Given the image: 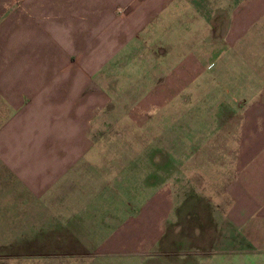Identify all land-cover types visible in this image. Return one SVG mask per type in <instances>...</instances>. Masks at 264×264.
<instances>
[{
	"label": "rangeland",
	"instance_id": "rangeland-1",
	"mask_svg": "<svg viewBox=\"0 0 264 264\" xmlns=\"http://www.w3.org/2000/svg\"><path fill=\"white\" fill-rule=\"evenodd\" d=\"M181 22L162 34L170 44L181 38L182 46L179 41L169 47L170 57L186 53L194 35ZM161 47L157 36L140 41L97 75L106 82H89L87 100L100 86L111 103L88 115L89 155L68 183L59 182L43 197L33 195L29 183L17 180L0 160V264H264V252L247 244L241 253L235 241L220 243L218 231L237 144L207 138L221 132V105L236 111L240 104L207 95L205 80L191 91L184 62L177 97L172 62L156 80L157 66L147 64ZM250 51L236 73L247 79L252 68L259 78L263 73ZM243 78L237 91L249 82ZM28 141L21 142L23 154L38 147ZM1 143L0 152H7ZM212 163L210 173L205 167Z\"/></svg>",
	"mask_w": 264,
	"mask_h": 264
},
{
	"label": "crops",
	"instance_id": "crops-1",
	"mask_svg": "<svg viewBox=\"0 0 264 264\" xmlns=\"http://www.w3.org/2000/svg\"><path fill=\"white\" fill-rule=\"evenodd\" d=\"M179 21L194 33L193 41L185 43L186 53L170 57L169 47L181 38L170 44L162 34ZM155 36L163 47L149 55L147 64L164 73L172 62L177 97L184 62L191 91L205 80L207 95L240 104L236 111L221 105V132L207 138L237 144L234 178L222 191L227 208L218 231L220 243L235 241L241 253L250 244L263 253L264 0H0V140L7 151L0 152V160L17 180L29 183L33 195L43 197L59 182L68 183L89 155L84 140L88 115L111 103L100 86L87 100L89 82H106L97 75L107 65ZM251 49L263 74L256 78L247 68L249 77L240 75L249 82L237 91L242 77L235 66L248 62ZM157 76L154 80L163 74ZM229 113L238 120L228 121ZM22 140L38 146L36 151L20 152ZM212 165L205 170L212 171Z\"/></svg>",
	"mask_w": 264,
	"mask_h": 264
}]
</instances>
